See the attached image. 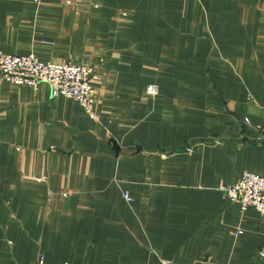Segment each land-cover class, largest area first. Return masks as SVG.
I'll use <instances>...</instances> for the list:
<instances>
[{"label": "crops", "instance_id": "1", "mask_svg": "<svg viewBox=\"0 0 264 264\" xmlns=\"http://www.w3.org/2000/svg\"><path fill=\"white\" fill-rule=\"evenodd\" d=\"M1 53L102 78L93 119L0 72V264H264L220 189L264 177V0H0Z\"/></svg>", "mask_w": 264, "mask_h": 264}, {"label": "built area", "instance_id": "2", "mask_svg": "<svg viewBox=\"0 0 264 264\" xmlns=\"http://www.w3.org/2000/svg\"><path fill=\"white\" fill-rule=\"evenodd\" d=\"M98 67L90 63H70L63 61H43L35 54L13 55L0 54V72L4 80L20 85H29L35 88L42 82L51 86L52 95L66 96L76 100L93 119L97 118L94 110L97 104L98 89L92 83L94 78L101 79L97 74ZM147 92L156 95L159 88L150 84ZM259 138L264 140V122L257 126ZM232 202L238 203L243 210L255 208L264 219V177L246 171L240 180L231 185L220 188ZM125 197L131 200L126 193ZM41 257L40 263H43ZM163 264H172L164 260ZM199 264V263H194Z\"/></svg>", "mask_w": 264, "mask_h": 264}, {"label": "rangeland", "instance_id": "3", "mask_svg": "<svg viewBox=\"0 0 264 264\" xmlns=\"http://www.w3.org/2000/svg\"><path fill=\"white\" fill-rule=\"evenodd\" d=\"M33 88H35V87H33ZM36 89V88H35Z\"/></svg>", "mask_w": 264, "mask_h": 264}]
</instances>
